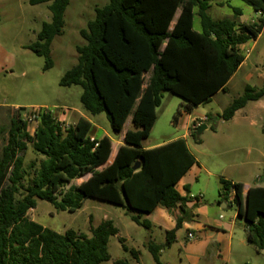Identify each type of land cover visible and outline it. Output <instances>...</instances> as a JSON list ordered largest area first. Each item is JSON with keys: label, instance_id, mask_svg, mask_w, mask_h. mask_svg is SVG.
<instances>
[{"label": "trees", "instance_id": "obj_1", "mask_svg": "<svg viewBox=\"0 0 264 264\" xmlns=\"http://www.w3.org/2000/svg\"><path fill=\"white\" fill-rule=\"evenodd\" d=\"M210 1L109 0L96 7L95 18L81 30L86 43L77 46V63L60 84L81 86L84 109L93 115L105 113L115 134L123 131L130 115L131 127L114 160L102 167L110 158L112 141L107 135L92 140L89 119L80 117L63 127L49 110L40 115L30 134L18 111L0 154V264H101L110 260L109 240L119 233L112 220H103L88 235L74 229L59 233L28 217L38 199L59 211L75 212L87 198L121 206L146 228L152 223L143 216L157 206L180 209L176 227L166 231V241L147 243L155 264H164L161 251L176 240L184 220L194 217L187 207L192 197L183 195L178 184L198 161L182 137L143 147L157 120L162 93L171 91L186 101L174 117L177 123L183 112L191 113L219 91H227L228 81L245 60L240 46L256 40L264 27V18L251 23L215 19L209 13ZM243 1L264 15V0ZM29 3H49L52 12V20L43 23L37 40L27 46L46 58L47 70L54 65L51 44L62 32L70 0ZM234 12L242 15L239 8ZM195 15L200 18V30L194 29ZM263 97L264 87L247 85L221 118L230 120L248 102ZM207 118L206 123L211 115ZM198 129L191 134L201 143ZM28 142L43 156L38 166L34 162L25 165ZM137 163L139 168L134 169ZM32 168L35 175L31 177ZM87 174V180L71 184ZM184 188L189 190L187 185ZM232 191L238 216L245 219L247 242L264 250V186L249 187L244 197L243 183L221 178V199L229 200ZM132 254L139 259L138 250ZM115 264L128 262L117 260Z\"/></svg>", "mask_w": 264, "mask_h": 264}, {"label": "rangeland", "instance_id": "obj_2", "mask_svg": "<svg viewBox=\"0 0 264 264\" xmlns=\"http://www.w3.org/2000/svg\"><path fill=\"white\" fill-rule=\"evenodd\" d=\"M108 2L70 0L62 32L51 44L54 65L45 70L46 58L27 46L37 40L43 23L52 20L49 3L31 5L29 0H0V154L18 108L43 107L70 124L85 117L93 124V134L112 137L115 146L123 132L131 127L132 115L123 131L115 134L105 113L93 115L84 109L81 86L60 84L64 74L77 63V46L86 43L81 30L95 18L96 7ZM210 2L209 13L215 19L235 18L239 22L251 23L262 18L243 0ZM234 8L241 9L243 14L235 15ZM194 29H201L198 15H195ZM242 52L247 59L230 79L228 90L219 91L211 101L196 107L191 117L197 118L188 127L186 112L179 118V124L174 122V117L178 110L183 111L186 101L171 91H164L155 125L149 138L143 142V147L148 148L188 133L189 148L198 161L178 184L183 194L192 197L187 207L194 217L184 220V225L176 232V240L161 251L160 258L164 264H264V250L258 251L247 242L245 219L237 217L238 204L228 201L229 206L223 208L225 200L219 195L221 178L264 186V97L260 101L248 102L230 120L221 118L224 109L244 94L247 85L258 89L264 87V29L256 42L250 40L243 45ZM205 115H211V119L207 122V129L200 134L196 132L201 140L197 143L191 132L195 131L194 124L201 120L199 117ZM35 128L36 124L28 126L29 133L33 134ZM24 154L26 166L32 162L38 166L43 158L34 151L31 142H28ZM30 171L31 177L35 175L34 168ZM88 177L76 179L72 184H80ZM160 209L165 218L150 216L151 228L134 222L121 206L97 198H87L82 208L75 212L59 211L52 203L38 199L37 206L28 212V217L59 233L74 229L88 235L92 234V227L110 219L119 233L109 240L110 260L101 264H115L117 260L127 261L128 264H155L147 247L148 241L164 243L167 229L175 228L181 216L180 209L174 213L163 207ZM143 218L148 217L145 214ZM233 220L235 223L231 228ZM189 232L194 234L191 239ZM133 249L139 251L138 260L132 254Z\"/></svg>", "mask_w": 264, "mask_h": 264}, {"label": "crops", "instance_id": "obj_3", "mask_svg": "<svg viewBox=\"0 0 264 264\" xmlns=\"http://www.w3.org/2000/svg\"><path fill=\"white\" fill-rule=\"evenodd\" d=\"M256 12H258V13H260L261 15H262V18H264V15L262 14V12H260V11H256ZM243 14V13H242ZM178 16V15H177ZM261 18V19H262ZM241 19V18H240ZM260 20V19H259ZM238 21V20H237ZM252 22H257V21H252ZM263 29H264V27H263ZM263 31V30H262ZM262 33V32H261ZM261 35V34H260ZM259 35V36H260ZM259 36H258V38H259ZM257 38V39H258ZM257 39L255 40V42L257 41ZM244 45V44H243ZM243 45H241L240 46V48H241V51H242V47H243ZM254 46V45H253ZM243 53V52H242ZM246 59H247V56H245V60H244V62L241 64V66L245 63V61H246ZM240 66V67H241ZM233 77V76H232ZM231 77V78H232ZM230 78V79H231ZM230 81V80H229ZM229 81H228V83H229ZM227 87H228V84H227ZM216 95V94H215ZM214 95V96H215ZM213 96V97H214ZM262 99V98H261ZM261 99H259V100H255V101H260ZM195 109H196V107L193 109V111L191 112V113H187V127L189 126V124L193 121V120H195L196 118L195 117H191L192 116V113L195 111ZM241 110V109H240ZM239 111V110H238ZM180 117H182V116H180ZM199 118H201V117H199ZM126 124V123H125ZM177 124H179V120H178V122H177ZM93 125V124H92ZM125 126V125H124ZM92 129H93V126H92ZM92 129H91V132H90V135L92 136V137H97V138H101V137H98L97 135H95V134H93L92 133ZM127 130V129H126ZM125 130V131H126ZM125 131L123 132V134H122V138H120L118 141H117V143H116V146L114 145V143H113V138L112 137H110L111 138V141H112V152H111V155H110V158H109V160L107 161V163L106 164H104L102 167H104V166H106V165H108V164H110L113 160H114V158H115V156H116V154H117V151H118V148H119V146L120 145H122V144H124V141H123V137H124V133H125ZM121 133V132H120ZM187 135H188V133L187 134H184L183 136H181L182 138H185L186 139V141H187V144H188V140H187ZM179 138V137H178ZM174 139H176V138H174ZM174 139H170V140H166V141H164V142H162V143H159V144H157V145H153V146H149L148 148H150V147H154V146H158V145H161V144H163V143H166V142H169V141H171V140H174ZM189 146V145H188ZM195 165H197V164H195ZM194 165V166H195ZM193 166V167H194ZM102 167H100V168H102ZM192 167V168H193ZM191 168V169H192ZM89 177H90V174H87ZM86 176V175H85ZM84 177V176H83ZM88 177V178H89ZM82 178V177H81ZM87 178V179H88ZM79 179V178H78ZM87 179H85V180H87ZM226 179H228V178H226ZM76 180V179H75ZM84 180V181H85ZM230 180V179H229ZM231 181H233V182H238V181H235V180H231ZM83 182V181H82ZM242 183V182H241ZM71 184H72V182H71ZM244 184V183H243ZM78 185V184H77ZM184 187H185V185H184ZM249 187H251V185H246V184H244V192H243V196L245 197V195H246V192H247V190H248V188ZM181 192V191H180ZM182 193V192H181ZM183 194V193H182ZM183 195H185V194H183ZM228 201L229 200H225V202L224 203H222V207L223 208H227L228 206H229V204H228ZM161 207H163V206H157L151 213H149V214H146L147 215V219H149V217L150 216H154V217H159V218H165L164 216V214L165 213H163V211H161ZM165 210H169V212L170 213H174L175 211H177L178 210V208H174V209H169V208H166V207H163ZM167 212V211H166ZM237 217H239L238 215H237ZM151 221V220H150ZM152 223V222H151ZM234 223H235V220H233V222L232 223H230V227L232 228L233 227V225H234ZM184 224H182V226H183ZM152 227V226H151ZM171 229H173V228H170V229H167V230H171ZM177 232V231H176ZM151 241V240H150ZM150 241H148V242H150ZM153 241V240H152ZM153 242H155V241H153ZM231 254V243L229 244V255Z\"/></svg>", "mask_w": 264, "mask_h": 264}, {"label": "built area", "instance_id": "obj_4", "mask_svg": "<svg viewBox=\"0 0 264 264\" xmlns=\"http://www.w3.org/2000/svg\"><path fill=\"white\" fill-rule=\"evenodd\" d=\"M18 109H19L18 110L19 111V117L23 121L27 122L28 126H30L32 124H36V126H37L38 119H39L40 115L43 112L49 111L48 109L43 108V107L24 108L23 110H20V108H18ZM200 119L201 120L197 124H194L195 129L199 128L203 123H206L208 118H207V115H205V117H201ZM60 121L63 123V125H62L63 127H68L71 125L70 123H64L62 120H60ZM91 139L94 140V137H92ZM234 194H235L234 191H232L229 195V201L231 204L236 203L234 201ZM222 216L223 215H221V217ZM188 237L191 239L194 237V234L192 232H189Z\"/></svg>", "mask_w": 264, "mask_h": 264}, {"label": "water", "instance_id": "obj_5", "mask_svg": "<svg viewBox=\"0 0 264 264\" xmlns=\"http://www.w3.org/2000/svg\"><path fill=\"white\" fill-rule=\"evenodd\" d=\"M208 128V125H207V123H203L200 127H199V129H198V131H197V134H200V133H202L205 129H207ZM139 168V163H137L135 166H134V169H138Z\"/></svg>", "mask_w": 264, "mask_h": 264}]
</instances>
